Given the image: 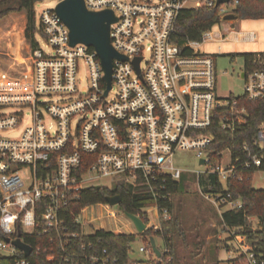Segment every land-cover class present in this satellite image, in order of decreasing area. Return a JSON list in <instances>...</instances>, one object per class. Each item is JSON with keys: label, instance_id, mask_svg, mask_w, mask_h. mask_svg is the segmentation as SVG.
I'll list each match as a JSON object with an SVG mask.
<instances>
[{"label": "built area", "instance_id": "1", "mask_svg": "<svg viewBox=\"0 0 264 264\" xmlns=\"http://www.w3.org/2000/svg\"><path fill=\"white\" fill-rule=\"evenodd\" d=\"M83 1L89 10L113 11L117 20L110 24V42L126 59L112 60L110 88L104 94L106 81L95 50L83 43L69 45L64 22L53 8H44L35 26V45L29 49L28 70L20 78L0 73V131L15 132L0 135V264H32L29 255L33 248L24 240L26 234H48L50 243L56 241L60 253L47 259L54 262L56 258L57 264H114L108 255L87 253L91 242L81 245L80 254L69 251L78 234L108 230L98 227L83 233L80 212L94 204L105 209L111 204L106 200L90 204L74 214L71 203L80 190L91 186L150 183L159 173L178 180L183 170L172 165L177 151H193L198 163L202 160L199 164L205 168L197 172L198 183L202 175L207 179L215 175L224 186L228 180H241L245 171L263 162L264 121L258 123L251 142L243 141L239 150L232 142L219 151L211 145L215 127L233 138L246 123L247 109L239 104L238 96L264 98V59L243 64L241 94L221 97L215 90L214 58L199 50L207 40L253 41L254 31H236L221 20L204 30L199 40L178 45L172 41L175 23L189 0ZM201 3L215 6V0L198 6ZM225 4L229 2L219 5V13L233 12V6L229 9ZM137 57L138 70L133 64ZM82 67L83 78L79 77ZM52 95L59 97L43 101L42 97ZM12 106L31 107L26 125H22L21 111H2ZM251 147L257 151L252 152ZM224 151L228 152L226 162ZM99 179L107 184H95ZM201 192L218 209L242 206L230 192ZM108 213L116 216L118 212ZM159 214L170 218L166 208ZM69 215L79 225V233L70 230ZM109 231L122 232L120 228ZM16 238L31 247L28 255L12 243ZM239 240V256L246 264H264L243 236Z\"/></svg>", "mask_w": 264, "mask_h": 264}, {"label": "rangeland", "instance_id": "2", "mask_svg": "<svg viewBox=\"0 0 264 264\" xmlns=\"http://www.w3.org/2000/svg\"><path fill=\"white\" fill-rule=\"evenodd\" d=\"M58 0H41L34 3L35 26L39 24V15L44 8H53ZM206 0H189L187 7H197L200 2ZM15 3V0L12 4ZM201 3L199 6H202ZM198 6V7H199ZM230 9L232 3L225 4ZM19 16L18 11H12ZM1 19V18H0ZM21 20V19H20ZM11 27L8 25H0V67L6 69V63L10 56H16V62L23 63L22 57H29L30 45L25 41L22 30L16 26L19 23L18 18L13 16L10 19ZM225 23H228L225 21ZM14 24V27L12 26ZM226 25V24H225ZM235 30L254 31L255 39L253 41H235L230 39L207 40L199 46L200 52L213 56L216 75V94L221 97L230 94L239 95L243 92L244 82L241 77V69L243 67V53L264 52V21L262 19H237L232 26ZM215 30L221 27H215ZM227 34V33H226ZM228 35V34H227ZM36 37L42 44V38L39 33ZM43 49L44 46H42ZM147 59L148 53L144 52ZM24 64V63H23ZM19 66V65H18ZM21 66V65H20ZM19 68V67H18ZM79 77H84V68L79 71ZM59 96H44V102H53ZM4 112L21 111L23 115L22 125H26L31 117V107L28 106H12L3 108ZM50 122L48 117L45 118ZM15 132L12 130H2L0 135H11ZM228 152L224 151L223 162L227 160ZM172 165L183 170L179 178V189L171 197L172 210L170 218L164 219L157 214L153 206L146 208L147 229L151 232H157L152 236L155 245L160 250L161 255L168 251V246L164 244L162 236L167 227L163 226L164 220H170L169 226L171 230L167 234L171 238V249L174 264H246L243 256H239V236L235 229L229 230L221 225L220 212L226 210L227 206H221L219 209L208 199L204 198L197 181V172L202 171L205 167L198 163L193 151H177L172 157ZM24 176L28 175L27 169L23 170ZM205 182L206 177L202 175ZM28 183V179H26ZM95 184L106 183V180H95ZM251 185L254 188H264V170H256L252 174ZM118 212L116 216H112L108 211ZM83 233H91L98 227L108 230L119 229L124 233L134 234V239L130 243L128 252L129 258L135 262H151L157 258L154 253L146 249L140 251V247L150 248L148 235L137 233L131 221L122 212L118 205L109 206L108 209L100 205H91L86 207L79 214ZM163 220V221H162ZM91 221V225L88 224ZM251 228H258V218L255 215L248 217ZM234 233V234H233ZM244 238V237H243ZM245 240V239H244ZM246 244L249 243L245 240ZM151 250V248H150ZM170 259V255H165ZM157 258V259H158ZM235 258V259H233Z\"/></svg>", "mask_w": 264, "mask_h": 264}, {"label": "trees", "instance_id": "3", "mask_svg": "<svg viewBox=\"0 0 264 264\" xmlns=\"http://www.w3.org/2000/svg\"><path fill=\"white\" fill-rule=\"evenodd\" d=\"M13 1L0 0V18L12 11H23L26 16L24 37L30 47H33L35 45L33 40L35 33V12L33 6L34 3L41 0H15V3L12 4ZM229 3L233 4L232 11L236 14L237 18L262 19L264 21V0H230ZM221 15L219 13V6L202 5L199 7L182 8L177 15L175 23L176 30L172 36V41L181 45L186 40H199L204 30L221 22ZM242 56L243 63L248 65L249 60L256 58L264 59V52L243 53ZM237 99L239 104H243L247 109L246 123L235 131L233 138L227 131L215 127V140L211 145V148L215 151L225 148L231 142L234 144L235 149L239 150L243 141L251 142L258 123L264 121V98L248 100L244 96H238ZM250 150L252 152L257 151L255 147H251ZM256 170H264V153L261 166L245 171L241 180H228L222 186L217 183L215 175H210L208 179L206 178L205 182L201 178L199 185L203 188V191L230 192L232 197L241 200L242 206L240 208H226V210L220 212L221 225L225 229H235V232L242 235L249 243L252 251L264 260V188H254L251 185L252 174ZM178 189L179 179L173 180L168 174L159 173L156 179L150 183L140 181L136 185L117 184L111 188L103 186L84 188L79 191L78 197L71 203V209L75 214L84 206L104 202L108 195L119 194L121 197L119 208L124 213L136 214L143 221H146L143 217L145 215L143 209L146 207L156 206L159 213H161L162 208H166L170 213L172 210L171 197ZM252 215H255L259 220L257 229H253L249 225L248 217ZM72 216H67L69 228L79 233L80 227L71 221ZM169 221L164 220L162 222L163 226L168 228L162 236L164 244L168 246V251L163 253L159 258L160 260L155 258L151 262L134 263L128 255L134 234L124 232L114 233L102 229H97L87 235L78 234L71 241L69 251L80 254L82 253L81 245L91 242L92 248H87V253L95 252L99 255H108L114 259V264H174L171 238L167 236L171 230ZM143 233L148 236L157 234V232H151L147 228ZM24 240L33 248L31 255H29V260L32 264H57L56 258L54 262L47 259L49 255L53 254L57 257L60 253L57 242H49L48 234L42 237H37L35 234H26L24 235ZM36 247H39V251L36 250ZM103 250H105L104 254L102 252ZM148 250L152 252L150 248ZM167 254L171 256L170 259L166 258L165 255Z\"/></svg>", "mask_w": 264, "mask_h": 264}, {"label": "water", "instance_id": "4", "mask_svg": "<svg viewBox=\"0 0 264 264\" xmlns=\"http://www.w3.org/2000/svg\"><path fill=\"white\" fill-rule=\"evenodd\" d=\"M229 1L215 0V6L228 3ZM53 10L68 28L69 45L73 46L76 43H83L95 50L101 69L104 72L103 78L106 81L104 94H106L110 88L112 60L126 59L124 55L118 53L112 47L110 42V24L117 20L115 14L111 9H102L99 11L89 10L86 8L83 0H58ZM236 18L237 16L234 12L221 15V20L223 21ZM138 62L139 58L137 57L133 62L136 70H138ZM199 163H202V160ZM105 200L109 204L114 205L120 203L121 197L119 194H113L106 196ZM125 215L131 221L137 233H142L146 229L145 222L138 215L127 212H125ZM5 240L8 241L7 238ZM12 243L22 249L24 255H28L31 252V247L19 238L14 239ZM149 245L155 256L159 257L161 253L156 247L152 236L149 237Z\"/></svg>", "mask_w": 264, "mask_h": 264}, {"label": "crops", "instance_id": "5", "mask_svg": "<svg viewBox=\"0 0 264 264\" xmlns=\"http://www.w3.org/2000/svg\"><path fill=\"white\" fill-rule=\"evenodd\" d=\"M18 13H19V16L16 15L14 12H10V13L6 14L5 16L1 17L0 25L5 24V25H8L9 27H11L10 19L13 18V16H15L19 20V23H17L16 26L19 28V30H22L23 36H24L26 16H25V13L23 11H18ZM237 19L238 18L233 19V20H227L226 22H228V23H225L226 27L232 28V26L234 25V23L236 22ZM12 26L14 27V24H12ZM236 31H240V30H236ZM25 41L28 42L26 39H25ZM22 60H23L24 64L16 62L15 54H14V56H10V61L8 60L6 63V66H7L6 69H3L0 67V73H6L10 78H20V75L25 73L28 70L29 57L28 58L22 57Z\"/></svg>", "mask_w": 264, "mask_h": 264}]
</instances>
